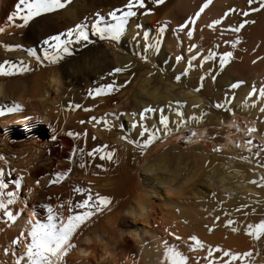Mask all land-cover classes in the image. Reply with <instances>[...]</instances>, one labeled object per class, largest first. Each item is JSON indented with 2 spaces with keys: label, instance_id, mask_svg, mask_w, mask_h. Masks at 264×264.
<instances>
[{
  "label": "bare ground",
  "instance_id": "obj_1",
  "mask_svg": "<svg viewBox=\"0 0 264 264\" xmlns=\"http://www.w3.org/2000/svg\"><path fill=\"white\" fill-rule=\"evenodd\" d=\"M77 2L78 0H71L64 9L61 8L62 11L60 14L56 15L55 18L58 19L56 21L57 24L63 18L64 24L69 28L77 23L88 25V31L89 34H91L93 44L90 46L88 43H85L84 46L79 45L80 49L74 57L61 62L59 60L57 63L49 64L47 60L43 59L44 54L41 52V47L38 45V42L29 40L31 39V25L29 22V24H26L28 25V28L24 33L16 35L15 40L13 37V40H10V43L6 42L3 44L21 45L20 48H13L10 50L3 48L0 50V62L11 61L13 64L19 66L18 62L23 61V63L27 64L29 68L34 69L33 71H23L8 76L0 75V105H11L13 101L19 102L22 105V108L19 111L0 115V123L7 129L9 127V121L12 120L10 116L15 114L16 117L18 116V118L13 120L16 127L8 129L7 132L12 133L14 131L20 132L23 130V132L28 133L24 138L18 141H10L6 136H2L0 139V157H2L0 158V169L3 170L0 179H3L8 185L5 192L16 191L15 203L9 207L13 212L15 211V206H18L17 212L20 213L13 223L18 227L21 226L28 229L26 216L32 215V209L35 208L39 210L42 216L46 217V205L58 208L63 204L64 212L66 214L67 201L71 200L73 205H75L76 202L86 198L87 195H84L85 192L92 190L91 188L95 187L94 190L97 189L102 192L106 191L107 193H110L111 198L126 195L125 200L119 205V212L122 209H126L127 213H129L133 219L141 222L140 228L143 239H141L142 241L135 239L138 243V247L136 246V249L126 250L124 253L121 252V254L117 252L115 245L110 248L106 246L101 252L97 250V245H95V252L93 251L94 253L92 254L88 250L90 245L84 242L85 238H79L75 242V247L77 248L78 256L83 260L81 261V264L114 263L124 257H126L125 259L128 261L138 258L141 260L140 264H164L163 252L165 243L169 246L175 245L178 250L188 258V264H209V261L211 260L207 259L202 253H209L210 249H216L217 246H219V249L221 250L227 249L233 252H238L240 250L243 251L251 245L254 246L253 238L245 232L247 225L244 226L237 223L234 226H231L230 224V227H226L228 225H226L224 218L219 221L214 219L217 214H221V216L223 215L224 217L234 215L232 213L231 203L235 199L227 197V194L225 195L219 190L220 188L217 191L216 186L213 185L211 181H217L226 190L229 188L226 182L228 179H226L227 174H222V171H220L218 167L219 164L222 166L228 164L231 169H236V172L234 171L235 173H241L242 176L245 175L244 178L248 177L249 182L246 184L244 192L247 195V199H251L252 201L256 200V211H262V213L258 214L256 221H253L251 224H255L260 219H264V186L259 185L260 177L264 176V157L256 160V165L253 163L250 166L248 162H254L251 160L253 158L248 156V154L246 156L248 150L246 152V148L243 149V146H245L243 143L245 140L243 134H245L246 127L252 122L251 119L256 120L254 125L256 131L250 136L251 140L256 142L257 138L264 141V121L257 119L261 114L259 109L260 104L252 105L248 102L246 103L245 99L242 98L243 105H241L242 108H240V112L248 117V123L244 126V124L239 122L238 118L235 117L237 113L236 111H230L227 113V118L225 120L222 119L223 117L221 118L222 115L215 116L216 107L212 102V105H210L207 111L202 110V107H197L196 109L192 107L194 104L198 106L201 105L200 95L209 91L202 92L199 90L197 91L198 93L194 95H190V91L182 93L179 99L184 102L182 107L184 119H187L196 112H198V116V114H201V111H203L206 119L209 117L213 118L212 116H214L216 118V124L222 128H226L225 135L216 140L212 137L208 129L205 128L207 123L206 119H203L204 116L199 120L194 119L192 121L191 119L190 126L196 127L194 130L196 135L191 139H210L211 143L207 142L206 145L209 147L214 146L215 148L219 147V151L208 150L202 152V154H196L191 166L187 165L190 164L189 158L183 151L179 152L180 150H178L179 154H177L178 152L176 151L177 153H168L165 155L163 154L162 156L159 155L160 157H156L153 161L145 163L142 166L143 182L139 185L133 186L131 183L132 172L137 173L141 166L136 164L133 166L134 168L131 167L133 170L130 168V164L133 163L132 160L136 161L134 156L138 153L135 145L128 141L142 142L146 139L147 134L143 137L140 136V126H138L137 128H133L131 134L128 135V128L124 126L120 127V120H125V126L127 127L131 126L133 120H136L137 124H139V113L147 107L154 109V111L147 113L148 116L149 114L151 115L152 119L156 116V111H160L162 115V113L168 109L169 102L174 101L178 95L177 94L175 97L172 93V89L168 87V85L173 86L175 83V80L173 79L175 76L174 72L169 70L167 71V74H164L163 72L161 73V71H158L156 65V69L148 67L144 69V77L139 75L141 78L137 82L136 89L129 96L131 101L130 110L124 108L123 112L120 114V119L116 121L111 120L109 118L110 115L105 116V114L110 113L111 109L116 111V107L112 108V106H109L107 99H105L106 95L93 97L88 94L90 90L84 92L77 91V100L75 97V99L73 98L74 106L79 102L83 103V101L85 102L83 104L94 103L98 100L103 101L101 106L104 107L105 110L103 111L102 117L109 119L111 124V127L109 128H105L101 123H97L95 119L91 125H87L91 126L90 130L84 125H81L78 121L79 119L77 120L76 117H74L76 119H72V121H65L67 120L65 117L61 123L56 120L50 121L49 115L44 111L45 106L43 105V100L48 98L50 90L55 89L57 91V88L60 87L61 74L71 76L72 80L83 83L86 86L95 85V89L102 84H109L110 80L104 76L106 72H111L115 67L123 68L125 65H129L130 59L127 57H117L116 59H108L106 57L105 49L98 44L99 36L92 34L91 23L93 19L89 21L84 19V16H82L84 14H82L84 8L82 5H77ZM16 3L17 0H0V26L7 25L5 26V29L17 28L9 25V22H7L6 19L11 10L14 9ZM79 11L82 12L79 14ZM220 14H222L221 11L215 8L206 9V11L203 12L195 27V31L197 30V32L201 34H198L200 37H204L210 32H218V28H221L222 24L214 25L213 28H208L207 25L211 23L212 20L218 19ZM51 17L52 16L49 17L50 21L54 18L51 19ZM16 23L19 24L22 22L20 21ZM150 24H152L155 29L158 26V22H155V20L151 21ZM203 27L204 29H202ZM144 29L145 26L143 24L141 29L137 30V33H135V26L132 24V26L126 30L127 39H129L130 42L134 41V43L137 44H134L135 46L132 48L134 49V51L132 50L133 56H140L139 43L140 47H144L146 42L142 34ZM219 32L223 33L225 31L222 32L219 30ZM152 33H154L152 34L154 37L156 32L152 30ZM248 34L251 35L249 36ZM246 36H252V42L254 43H256V40H262L263 42L264 29L256 30V28H253V30L246 33ZM147 43L150 46L153 45V42L149 41L148 38ZM127 45L128 43L126 44V47ZM27 49H32L37 56L41 57V60L38 62L35 56H29ZM147 52L150 54V57H161V54L156 47H150ZM5 67H7V65H5ZM35 68L36 70H41L35 71ZM30 72L34 73L30 74ZM120 73H115V75H120ZM149 73H152V75H149ZM92 74H95V80L98 76H102V79L100 81L96 80L93 83ZM259 76V73H257L254 80L248 86H253L254 84L261 85L262 81ZM183 78L185 77H182L181 79L184 80ZM151 79L152 85L148 86V81ZM165 80H169L170 83L163 84V81ZM171 81L173 83H171ZM216 82L218 83V81ZM216 82L214 85H218ZM191 83V80L188 81V83H185L184 81L183 86L190 88L192 87ZM214 85L211 86L213 91L215 88ZM181 86L182 85H180V87ZM244 90L246 91L248 88L245 87ZM212 93L214 94V92ZM117 103L118 102L115 104ZM26 109L37 110L39 114L34 115L29 112L24 113L23 110ZM117 109L120 110L119 107ZM88 116L92 118L98 117V115L93 112ZM179 118L181 119L182 116ZM149 119L147 120V123L150 125L152 120L150 121ZM180 119H178L177 122H179ZM209 122L211 121H208V123ZM234 125H238L240 130L237 131ZM36 129L40 130L38 138L30 134ZM91 130H94V132L100 137V140L93 138L92 132H90ZM69 131L78 135L69 136ZM122 136L127 138L123 139L120 143L119 138ZM53 137L55 138L53 139ZM109 138L114 142V145L118 144L120 147V150H116V152L113 153L114 156H118V159H114V156L111 160H109L107 156H105L104 159H101L100 153L94 151L97 147H99L102 152L111 151L112 144L110 145L108 143ZM238 141L239 146H237ZM60 143L68 145L69 149H62L59 146ZM123 143H125V145H123ZM224 146H227V148H223ZM74 148L75 152H73ZM130 151H133L135 155L132 156V163L129 164L130 161L128 162V160L131 158H128ZM89 152H92L93 155L89 156ZM249 153L251 154V151ZM211 155H213L214 158H211ZM69 156L72 157L71 160L68 159ZM241 156L247 157V159H239ZM219 158L223 160L216 164V161L217 159L219 160ZM233 161L238 163L232 167L230 163ZM81 164H83V167H80ZM97 165L100 167H97ZM186 165L188 166V169L185 170ZM68 169H71V171L65 179L61 180L59 183H49V180H55V173L64 172ZM99 170H103L106 176L99 178ZM114 173L115 175H112ZM17 176L21 177V186L19 189H16L15 185L12 183ZM204 176L207 178L209 177L210 179L208 182H202V185L206 191H212L213 197L206 206L205 204L200 203V201L196 202L192 199L193 197L188 196V193L192 188L196 187L199 179ZM252 180H256L257 183H251L250 181ZM37 181H39L38 184ZM76 187L84 188L86 191H74V188ZM23 195L26 196L27 200L30 199V201H23ZM30 195L34 196L33 199L29 198ZM252 195H254L255 198L251 197ZM4 198L6 199V196ZM245 198L246 197L243 199ZM241 200L242 198L240 201ZM1 215H3L2 209H0V216ZM138 227L133 229L136 230ZM209 228H211V231H209ZM233 228L237 229V231H232ZM170 230L178 232L188 238L195 235L204 246L194 250L182 249L178 243L174 242L173 236V239H170ZM89 239L91 240V237ZM23 248L24 246L22 249ZM198 250L201 251V254L198 253ZM212 253L228 260V257L223 255L222 251H211V254ZM255 253L256 250L252 251V255L246 259L252 261V257ZM91 260H93V262ZM223 262L224 261L218 262L212 260L211 264H223ZM261 263L258 262L256 264ZM0 264H5V261L0 260ZM229 264H240V260H229ZM262 264H264V262Z\"/></svg>",
  "mask_w": 264,
  "mask_h": 264
},
{
  "label": "rangeland",
  "instance_id": "obj_2",
  "mask_svg": "<svg viewBox=\"0 0 264 264\" xmlns=\"http://www.w3.org/2000/svg\"><path fill=\"white\" fill-rule=\"evenodd\" d=\"M202 3H204V0H188V1L187 0L185 1L184 0H164V3L160 5H156L153 2V0H144L143 8L139 6L134 7L133 10L137 14L136 16L129 18V22L126 25V30H128L129 27L132 26V24L134 26L139 24L140 25L139 29L135 27V33H137V30H140L141 26L144 24L145 29L142 31V34L144 36V33L147 32L149 41H152L153 45L158 46L156 48H158V51L161 54V57L159 58L150 57V54L148 52L145 53L144 47H140L139 45L140 43L138 44L139 50H140L139 51L140 56L138 57H136L135 55L133 56L132 54H133L134 49L132 48H134V46L137 44L134 43V41L131 40L132 42H130L129 39H127L126 31L121 36L120 40L115 41V42L101 41L99 39L98 44L100 47H103L105 49L106 57L108 59H116L117 57H127L130 59L129 67L125 71L121 72L120 75L116 76L115 73H113L112 75H109L110 72H106L104 74V76L110 80L109 83H112L113 81H115L116 85H122V87H120L117 91H113L112 93L107 94L105 96V99H107L109 106H112V108L116 107L115 108L116 111L112 109L110 110V113H113L114 115H110L109 118L113 121L120 119L119 118L120 114L123 112L124 108L125 109L128 108L130 110L131 101H130L129 96L131 95V93H133V91H135L137 82L141 78L140 76L144 77L143 75L144 69H146L147 67L156 69L157 67L158 71H161V73L163 72L164 74H167V71L170 70L171 72H174V75L176 76V75L183 73L184 69L188 67L189 65V58L195 56V59L191 61L192 67L189 68L187 75L181 76V78L185 77L183 78L184 80L180 79V81L177 83L175 81L173 86L168 85V87L172 89L173 91L172 93L175 95V97L178 94L177 97L174 99V101L171 102V106L168 105V109L164 113H162L163 116H166L168 118V128L170 129L172 127L171 132H169L167 135L164 134L165 129L159 123L161 113L160 111H156V114H155L156 116L154 117V119H152L150 114L149 116L147 114L145 117V120L142 123L145 125L146 128L152 129L154 131L158 130L160 133L159 137L156 140H154L150 145H148L146 148H144L143 152H141L140 148L137 147L135 143H131L135 145L136 151L138 154L136 155L137 156L136 157L134 156L135 153L133 151L129 152L128 158L131 157L128 160V162L130 161L129 164L132 162L133 163L135 162L134 164L133 163L130 164L131 165L130 168L135 166L136 164H138V166H141L137 173L132 172V181H131L132 186L139 185L143 182L142 166L145 163L153 161V159H156V157L158 158L162 156L163 154L165 155L168 153H175L176 151L178 152V150H180L179 152L183 151L186 153L187 157L189 158V163H190L187 165L191 166L193 164V158L196 154H202V152L216 149L214 146L209 147L208 145H206L207 142L211 143L210 139L208 140L207 138L206 140H204V138L191 139L188 137L189 130L190 129L195 130L196 127L190 126L191 120L189 119V117L187 119L186 118L184 119V116L182 113V107H179L175 103L178 100L182 101L179 98L184 92L190 91L191 92L189 93L190 95L197 94L198 92L194 91L193 89H195L201 83H202V87L200 88V90L202 92L209 91L205 94L200 95L202 104L199 105L198 107H202L201 108L202 110L207 111L210 105H212V103L214 105H216L217 103H221L224 106L220 108L216 107V110H215L216 115L214 114L215 116L222 115L221 118L223 117L222 119L225 120L227 118L226 117L227 113L230 112L229 109H231L232 112L233 111L237 112L235 117L238 118L239 122H241L242 124H244V126H246V124L248 123V117L244 113L240 112V108H242L241 105H243L242 98H244L246 103L248 102L252 105L260 104L259 109H260L261 114L257 117V119L264 121V99L260 97V89H261V86L264 85V38H263V42L262 40H256V43H254L252 42V36L251 37L246 36V33L248 31L253 30V28H256V30L264 29V9H259V0H253V3L251 5L248 4V0H210V3L207 5L204 11H206V9H213V8L219 9L222 13L219 15V18L221 16H224V13L228 12V9H232V11L228 12V14L224 16V19H222L219 23L220 25L221 24L222 25H221V28L219 27L218 29L221 30L222 32L223 31L225 32L220 33L218 30L219 33L218 32L212 33L208 31L210 33L207 32L208 34H206L204 37H200L199 35L201 34L198 33L197 30L195 31L196 29L195 27H196V24L198 23L197 21L202 16L204 12L203 11L201 12L200 16L196 19V22L194 25H186V28L189 26L193 27V36L189 38L186 33V28L185 30H180L177 28V26L179 24H182L185 21V19H187L188 16L195 15V13L199 10ZM76 4L80 6L82 5L84 9L82 8L83 12L79 11V14L81 12L82 14L84 13L82 16H84L85 20L89 21V20L95 19L96 13L104 15L107 18V14L114 9L118 10V13L119 11H125L127 0H78ZM250 7H255L259 10L252 12V11H249ZM62 9L61 10L57 9L53 12L42 14L38 17L33 18L31 21H29L31 25V27L29 26L31 28V33H30L31 39L29 40L37 41L38 45L41 47V52L43 54H44V49L47 48V45H45L43 41L47 37L55 35L57 33L64 32L67 28H69L67 27L66 24H64L63 18L58 24L56 23V21L58 20V19H55L56 15L60 14ZM148 9H150L151 11H146ZM13 10L14 9H12L11 12ZM244 12H247L248 14L245 16L243 14ZM50 16H52L51 19L54 17L53 18L54 21L49 20ZM152 19L155 20V22H158L157 24L158 26L156 29L152 26V24H150V22L153 21ZM244 21H248V23H245L238 33L232 31V28L240 26V24L243 23ZM16 22H20V20L17 19L15 23ZM162 24L164 25L163 28H161ZM27 28H28V25H24L22 27H17V28H11V29L7 28L3 32H0V50L4 48L2 46L4 43L6 42L10 43L13 40V37L15 40L16 35H19L20 33H24L27 30ZM202 29H204V27ZM152 30L156 32L154 37L152 35L154 34L152 33ZM89 35H90L89 40L92 41L91 34ZM248 35L250 36L251 34H248ZM237 36L240 37V42L235 47H232L231 41H234ZM143 38L145 39V37ZM92 42L88 43L89 46L93 44ZM127 43L128 45L126 47ZM192 44H195L196 48L190 49V45ZM70 47L72 49L71 53L65 54L63 59L60 60V62L74 57L80 49V46L75 43L72 44ZM209 50L216 53V55L208 60H204L203 64H201V60H203L204 56L208 55ZM225 51H230L232 53V58L223 68H221L219 66V54ZM197 52L200 53L199 56H196ZM145 54L147 55V60L141 59V56ZM178 56L181 59L177 60L176 58ZM258 67H259V70H258ZM33 70L34 69H32L31 71ZM40 70L41 69L36 70L35 68V71H40ZM31 73H34V72H30V74ZM257 73H259L260 75L259 77L262 81L261 85L254 84L253 86H248L254 80ZM92 75H93L92 77L93 83L96 80L100 81L102 79V76H98L95 80L94 79L95 74H92ZM201 75L204 76L203 81L200 80ZM129 77H131V79L129 83L125 85L124 81L128 80ZM213 77H215V79H213ZM190 80L192 82L191 83L192 87L190 88L189 87L186 88V86L184 87L183 86L184 81L185 83L186 82L188 83V81ZM151 81L152 79L148 81V86L152 85ZM216 81H218V83ZM236 81H243V83L235 89L230 88L229 85L235 83ZM215 82L218 85H214ZM168 83H170L169 80L163 81V84H168ZM171 83L173 82L171 81ZM180 85L182 86L180 87ZM213 85L215 87V88L213 87L214 91L212 90V87H211ZM94 87L95 85L86 86L83 83L72 80L71 76H66V75L61 74L60 75V87L59 88L56 87L57 91L55 89L50 90L48 93V98L46 100H43V105L45 106L44 111L49 115L50 121L56 120L59 123H61L65 117L67 118V120L65 121H72V119L77 118V120L79 119L78 121L81 125H84L90 130L91 126H87V125H91L94 122V119H90L92 117L88 115L93 112L98 115L97 118H102L100 123L104 125L103 119L105 118L102 117V114L105 108L101 106V103H103L102 100H98V101H95L94 103H88V104H83L85 103L84 101L83 103L79 102L76 105H80V107H74L73 105V98L75 97L76 100L78 98L76 95L77 91L84 92L86 90H94ZM245 87L248 88V90L245 91L244 90ZM252 89H255V92L253 93L252 96H248V92L251 91ZM211 91L214 92V94ZM116 102L118 103L115 104ZM70 103L71 105H73L72 108H69ZM118 107L120 108V110L117 109ZM196 108L197 107H195L194 109ZM177 109L182 114V118L185 121V123L182 125H179V122H177V120L180 119L179 117H181L177 115ZM23 112L24 113L29 112L30 114L32 113L34 115L39 114L37 110L26 109V110H23ZM197 113L198 112L194 113L191 116L200 117V113L198 114V116H197ZM76 115L79 117H77ZM10 117L12 120L9 121V124H8L9 127L7 129L5 126H3L0 123V139L2 136H6L8 140L10 141L21 140L28 133L23 132V130L20 132L14 131L12 133H8L7 132L8 129L16 127L13 120L15 118H18V116L16 117L15 114L11 115ZM212 117L213 118L209 117L206 119V116H204L203 119L204 120L206 119V123H207L205 128L208 129L212 137L217 140L225 135L226 128L225 127L222 128L221 126L217 125L216 118L214 116ZM148 119L150 121L152 120L150 125L147 123ZM107 120L109 121V119ZM193 120L194 119H192V121ZM208 121H211V122L208 123ZM251 121L252 122L248 125V127L254 126L256 123L255 119H251ZM138 122L139 124L141 123L140 120ZM139 124H137L136 127L134 128H137L138 126H140ZM119 125H123L124 127L128 128L127 133L128 135L131 134L133 127L125 126L126 125L125 120L124 121L123 119L120 120ZM177 125H179V127H177ZM39 131H40L39 129H36V130H33L30 134L38 138L40 135ZM90 132H92L93 138H97L100 140V137L94 132V130H91ZM146 134L147 133H145V135ZM243 136L245 139H251L250 136H252V134L251 135L243 134ZM119 141L121 143L123 139H121L120 137ZM108 143L110 145L112 144V149L114 147L115 152L116 150H120L119 145L118 144L114 145V142L110 138L108 139ZM123 145H125V143H123ZM59 146L64 150L69 149V146L66 144L60 143ZM223 148L226 149L227 146H224ZM245 148L246 147L243 146V149ZM245 151L247 152V149H245ZM179 152L177 154H179ZM249 152L250 151L246 153V156L248 154V156H251V158H253L251 160L254 161L252 163L249 161L248 162L249 165L251 166V164L253 163L256 165V160L262 159L264 157V141H261L260 139L256 138V142L252 141L251 154ZM132 156L136 158L135 159L136 161L132 160L131 162V159L133 158ZM210 157L214 158L213 155H211ZM113 158L118 159V156L115 155ZM222 160L223 159L221 158H219V160L217 159L216 164L222 162ZM237 163L238 162L233 161L230 164L233 167L237 165ZM187 165L185 166V170L188 169ZM218 167L220 171H222L223 175L227 174L226 179L228 178L227 179L228 181L226 180V182L229 188L228 190L224 189L220 185V183H218L215 180H212L211 183L216 186L217 191L220 188L219 190H221V192H223L225 195L227 194L226 195L227 197H232L235 199L231 203L232 213L234 215L224 217L223 215L221 216V214H217L214 217V219L219 221L222 218H224L225 222L228 220H231L232 221L231 226H234L237 223H239L240 225L242 224L246 226L252 223L253 221H256L258 214L262 213V211H256V200H253L255 201L253 202L251 199H247V195L244 192V188L246 184L249 182V178L247 177L246 171H245V174L247 178H244L245 175L242 176L241 173H235L236 169L235 168L231 169L228 164L224 166L219 164ZM133 168L131 169L133 170ZM98 172H99L98 174L100 175L99 178L106 176L103 170L101 171L99 170ZM112 175H115V173ZM204 177L199 179L196 187L194 186L195 188H192V190L188 193V196L193 197L192 199H194L196 202L200 201V203H203L206 206V204L209 201H211L213 197H212V191H208V190L206 191V189L202 185V182H208L210 179L209 177L208 178L207 177L204 178ZM94 188L92 187L91 188L92 190L85 192L84 195L91 194L93 198H95V195L99 193L100 195H106V196L109 195L110 197V193H107L106 191L102 192L101 190H97V189L94 190ZM33 197H34L33 195L29 196V198L31 199H33ZM244 197H246L245 199H247L248 201L243 199ZM251 197H254V195H252ZM125 198H126V195L125 196L123 195L121 197L111 198L110 205L105 207L102 210V212L94 214L91 217L90 222L87 223L86 226H82L78 230V232L73 237L74 244L79 238L83 239L84 237L85 238L84 242L90 245L88 250L92 254L95 252L94 250L95 245H97L96 248L99 252H101V250L106 246L110 248L115 245L116 250L119 254H121V252L124 253L126 250H129V249L130 250L136 249L138 247V243L135 241V239H138L139 241L143 239L142 234H141V228H140L141 222L139 220L136 221V219H133L131 215L127 213L126 209H122L119 212V209H120L119 205L122 201L125 200ZM241 198L242 200L240 201ZM22 200L25 202L30 201V199L27 200L25 195L22 196ZM253 209H255L256 212L253 211ZM14 210L15 211H13V213H16L18 211V206H15ZM236 215H238L239 217ZM33 216L35 217V219L41 220V221L46 219V217L40 214L38 209L33 208L32 215L26 216L27 222L30 219H32ZM226 225H228L226 227H230L229 224L226 223ZM136 227H138L136 230L133 229ZM26 231H28V229H26L25 227H21V226L18 227L16 224L13 223V221H8L3 215L0 216V260L5 261V264H16V260L19 258L21 252L24 249V248L22 249V247L24 246V244L27 242V239H28ZM21 232L24 233L23 236H21ZM177 233L178 232H174L173 230L172 231L170 230V234H169V236H171L170 239L174 238L173 239L174 242L178 243L182 247V249L190 250L189 245L194 242L189 240L188 237H185L184 235L180 233L177 234ZM17 237H20V240L18 241L17 244H13L12 241L16 239ZM86 237L87 238L91 237V240L89 238L87 240ZM177 237H179V239H177ZM261 237L262 239L260 238L259 240L253 239L254 246L251 245L250 247L245 248L243 251L242 250L238 251V252H241V251L245 252L250 249L251 251L256 250V253L253 255L252 261H250V264L264 262V239H263L264 237L263 236ZM191 250H194V249H191ZM200 252L201 251L198 250L199 254H201ZM202 254L207 259L211 260V262L212 260L218 261V262L226 260L225 258H221V256L215 255L213 253L212 254L202 253ZM76 256H78V251H77V248L74 247L66 255L65 264H81V261L83 260L79 256L78 257ZM125 258L126 257L121 258L119 261H117L118 263L117 262H114V263L106 262V263L107 264H140L141 262V260H139L138 258H134L130 261L126 260ZM91 261L93 262V260Z\"/></svg>",
  "mask_w": 264,
  "mask_h": 264
},
{
  "label": "snow or ice",
  "instance_id": "obj_3",
  "mask_svg": "<svg viewBox=\"0 0 264 264\" xmlns=\"http://www.w3.org/2000/svg\"><path fill=\"white\" fill-rule=\"evenodd\" d=\"M71 0H17V3L14 6V10L10 12L7 16V22L9 25L15 27H21L26 25L29 21L33 18L38 17L45 13L53 12L57 9L64 8L68 5ZM156 5H160L164 3V0H153ZM210 3V0H204V3L201 4L199 10L195 13V15H190L185 19L182 24L177 26L180 30H185L186 25H194L196 19L200 16L201 12L207 7ZM253 0H248V4L251 5ZM135 6H139L141 8L144 7V0H127L126 10L119 11L112 10L107 14V18L104 15L99 13L95 14V19L91 23V31L93 35H98L101 41H111L115 42L120 40L121 36L126 31V25L129 22L130 17L136 16V12L133 10ZM259 9H264V0H259ZM259 9L255 7H250L249 11L255 12ZM146 11H151L150 9ZM232 9H228V12H231ZM228 12L224 13V16L228 14ZM245 16L248 14L247 12L243 13ZM224 16H221L218 19H214L207 25L208 28H213L214 25L220 23ZM20 20L22 23H15L16 20ZM245 23L248 21H244L240 24V26L232 28V31L239 32L240 29L244 26ZM7 26V25H5ZM5 26H0V32L5 30ZM137 29L140 28V25H135ZM164 25H161L163 28ZM186 33L189 38L193 36V27L189 26L186 28ZM145 37V44L144 50L145 53L149 50L150 47H158L156 45H149L147 43L148 33H144ZM92 41L89 40V32L88 26L84 23H77L73 27L67 28L64 32L57 33L55 35L47 37L43 43L47 45V48L44 49V56L43 59L47 60L49 63H57L59 60L63 59L65 54H70L72 49V44H77L80 46H84L85 43H91ZM240 42V37L237 36L234 41H231L232 47H235ZM228 43V42H226ZM5 49H13V48H20L21 45H2ZM191 48H196L195 44L190 45ZM29 56H35L37 61L41 60V57L37 56L36 53L32 49H27ZM200 53L197 52L196 56H199ZM216 53L209 50L208 55L203 57L201 60V64H203L204 60H208L215 56ZM232 58V53L230 51H225L219 54V66L223 68ZM141 59L147 60V55L141 56ZM177 60L181 59L179 56L176 58ZM195 59V56L189 58V65L186 67L182 74L176 75L173 79L176 82H179L182 75H187L188 70L192 67L191 61ZM7 65V67H5ZM17 64H13L11 61H3L0 62V75H13L14 73H20L23 71H31L32 69L28 67L27 64L23 63V61H19ZM129 65H125L123 68L115 67L111 70L109 75L113 73H120L125 71ZM152 75V73H149ZM131 77L128 80L124 81V84H128ZM204 76H200V80L203 81ZM215 79V77H213ZM243 81H236L235 83L229 85L230 88H237L239 87ZM122 85H116L115 81L109 84H102L101 86L95 88L94 90L89 91L90 96H102L112 93L113 91H117ZM202 87V83L198 85L194 91H199ZM255 92V89H252L248 92V96H252ZM260 97L264 99V85L261 86L260 89ZM230 102V101H228ZM179 107H183V101H176L175 102ZM169 106H171V102H169ZM224 105L221 103H217L215 107L220 108ZM73 105L69 104V108H72ZM74 107H80V105H75ZM192 107H198V105H192ZM22 105L19 102L13 101L11 105H0V115L10 114L16 111L21 110ZM154 111L151 107L144 108L139 113V120L140 123V136H144L147 133V138L141 141H132L129 140V143H135L137 147L140 148L141 152H143L144 148L150 145L154 140H156L160 133L158 130H152L146 128L145 125L142 123L145 120L147 113ZM231 111V109H229ZM107 115H114L113 113L105 114ZM135 115V114H134ZM177 115L182 116V114L177 109ZM205 113L201 111L200 117L190 116L189 119H201ZM96 119L97 123H100L102 118H90ZM82 123V122H81ZM159 123L165 129V135L171 132V129L168 128V118L166 116L161 115ZM185 121L183 118L179 120V125L184 124ZM103 124L105 128L111 127L110 122L107 119H103ZM137 121L133 120L131 127H136ZM177 125V127H179ZM123 127V125H120ZM234 127L239 131V126L234 125ZM256 131L254 126L246 127L245 135H251ZM69 136H76L78 134L72 133L71 131L68 132ZM194 137L196 135L195 132L191 133ZM55 137H53L54 139ZM127 137L122 136L121 139H126ZM246 149L251 151L252 147V140L245 139L243 141ZM237 146H239V141L237 142ZM219 151V147L214 149ZM95 152L100 153V158L104 159L105 156L109 160L112 159L113 153L115 149L113 148L111 151L102 152L99 147H97ZM75 152V148L73 149ZM89 156L93 155L92 152L88 153ZM258 155V153H257ZM2 158V157H0ZM69 160L72 159L71 156L68 157ZM239 159H247V157L241 156ZM83 167V164L80 165ZM97 167H100L97 165ZM71 169H68L64 172H57L55 173V180H49V183H59L61 180L65 179ZM3 170L0 169V176H2ZM251 183H257L256 180L250 181ZM15 185L16 189H19L21 186V177L17 176L15 180L12 182ZM39 181H37V184ZM259 185L264 186V176L260 177ZM8 188V185L5 183L3 179H0V209L3 210V216L8 221H15L17 216L20 214L19 212L13 213L10 210V205L15 203L16 200V191H7L5 189ZM74 191L77 192H85L84 188L76 187ZM6 196V199L4 198ZM111 201V197L106 195H100L97 193L95 198L91 194L87 195L85 199L78 201L73 205L72 201H67V212H64V205H60L58 208H53L51 205H46L47 216L46 219L41 221L35 219L33 216L32 219L28 221V231H27V242L24 244V249L21 252L19 258L16 260V264H65V257L66 255L75 247L73 242L74 235L78 232V230L82 226H86L87 223L90 222L91 217L96 214L102 212V210L109 205ZM255 211V209H253ZM227 224H231L232 221H226ZM211 231V228H209ZM232 231H237V229L233 228ZM245 232L247 235L252 237L255 240H259L261 236H264V219H260L255 224H248ZM24 233L21 232V236ZM179 239V237H177ZM20 240V237H17L12 241L13 244H17ZM189 240L193 241L194 243L189 245L190 250L195 248H202L204 245L203 243L195 236L192 235L189 237ZM222 251L223 255L228 257V260H225L223 264H229V260L235 261L237 259L240 260V264H250V261L247 260V257L252 255V251L248 250L243 253L240 252H233L231 250H221L219 246L216 249H210L209 254L211 251ZM163 261L164 264H188V258L182 254L175 245L169 246L165 243L164 252H163ZM211 264V261H209Z\"/></svg>",
  "mask_w": 264,
  "mask_h": 264
}]
</instances>
